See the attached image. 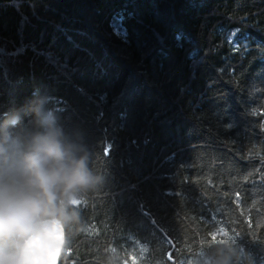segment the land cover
<instances>
[{
    "label": "trees",
    "instance_id": "16d2710c",
    "mask_svg": "<svg viewBox=\"0 0 264 264\" xmlns=\"http://www.w3.org/2000/svg\"><path fill=\"white\" fill-rule=\"evenodd\" d=\"M37 90L105 177L57 264H264V0H0V118Z\"/></svg>",
    "mask_w": 264,
    "mask_h": 264
},
{
    "label": "clouds",
    "instance_id": "9594fccd",
    "mask_svg": "<svg viewBox=\"0 0 264 264\" xmlns=\"http://www.w3.org/2000/svg\"><path fill=\"white\" fill-rule=\"evenodd\" d=\"M51 102L37 90L0 118V264H57L81 226L77 205L105 182ZM216 244L209 264H251L228 241Z\"/></svg>",
    "mask_w": 264,
    "mask_h": 264
},
{
    "label": "water",
    "instance_id": "95a60500",
    "mask_svg": "<svg viewBox=\"0 0 264 264\" xmlns=\"http://www.w3.org/2000/svg\"><path fill=\"white\" fill-rule=\"evenodd\" d=\"M60 255H61V252H60ZM60 257V256H59ZM59 260V259H58ZM57 263H58V261H57Z\"/></svg>",
    "mask_w": 264,
    "mask_h": 264
}]
</instances>
